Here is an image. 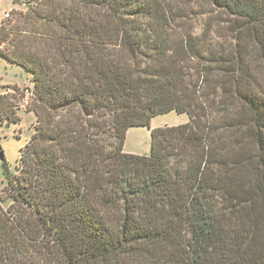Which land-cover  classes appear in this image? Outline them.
I'll return each mask as SVG.
<instances>
[{"label": "trees", "instance_id": "obj_1", "mask_svg": "<svg viewBox=\"0 0 264 264\" xmlns=\"http://www.w3.org/2000/svg\"><path fill=\"white\" fill-rule=\"evenodd\" d=\"M23 4L0 60L30 78L0 75V119L21 92L35 122L4 170L0 264H264V0ZM172 110L188 121L124 152Z\"/></svg>", "mask_w": 264, "mask_h": 264}, {"label": "rangeland", "instance_id": "obj_2", "mask_svg": "<svg viewBox=\"0 0 264 264\" xmlns=\"http://www.w3.org/2000/svg\"><path fill=\"white\" fill-rule=\"evenodd\" d=\"M24 0H0V24L1 21L11 17V11L16 9H24ZM200 16V17H199ZM196 17V23L199 31L202 27L203 17ZM0 75L2 84H17L20 88H24L29 82L30 75L17 64H9L6 60H0ZM12 93L11 88H2L0 91ZM13 100L16 101V114L20 117L19 123H8L6 120L0 119V147L4 153V159L0 158V192L5 185V168L8 172H16L17 160L20 149L29 140L33 132L35 115L31 111L25 110L28 100L27 94L16 92ZM188 121V114L178 113L174 110L162 113L152 117L148 125L131 126L127 129L123 150L128 153L144 154L150 152L151 129L162 126L178 125ZM10 200H2L3 207H8Z\"/></svg>", "mask_w": 264, "mask_h": 264}, {"label": "water", "instance_id": "obj_3", "mask_svg": "<svg viewBox=\"0 0 264 264\" xmlns=\"http://www.w3.org/2000/svg\"><path fill=\"white\" fill-rule=\"evenodd\" d=\"M0 158L4 159V153H3L2 149H1V147H0Z\"/></svg>", "mask_w": 264, "mask_h": 264}, {"label": "built area", "instance_id": "obj_4", "mask_svg": "<svg viewBox=\"0 0 264 264\" xmlns=\"http://www.w3.org/2000/svg\"><path fill=\"white\" fill-rule=\"evenodd\" d=\"M26 91V93L28 92L29 93V90L27 89V90H25Z\"/></svg>", "mask_w": 264, "mask_h": 264}]
</instances>
